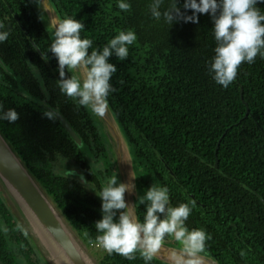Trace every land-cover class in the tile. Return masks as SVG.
<instances>
[{
    "label": "trees",
    "instance_id": "trees-1",
    "mask_svg": "<svg viewBox=\"0 0 264 264\" xmlns=\"http://www.w3.org/2000/svg\"><path fill=\"white\" fill-rule=\"evenodd\" d=\"M51 1L61 18L84 24L81 36L91 39L93 48L102 50L120 30L135 32L127 59L109 58L117 71L110 80L115 91L108 97L136 163L135 176L143 173L144 182L161 181L169 189L172 206L194 202L186 225L211 236L206 252L219 264H264V59L257 56L254 63L242 64L225 89L207 72L215 47L209 15L198 14V23L170 26L151 17L152 0H124L131 5L128 12L117 7L120 0ZM171 2L164 0L162 7ZM183 2L177 0L181 11ZM257 7L264 13V3ZM0 23L5 26L0 31L9 32L8 39L0 42V104L20 114L14 124L0 121V130L90 247L88 241L97 233L86 221L90 213L85 203L95 202L76 187L74 177L57 175L47 165L58 156L68 158L97 185L89 163L107 158L97 144L98 127L86 109L59 92L55 57L48 52L45 61L29 42L32 39L40 52L52 42L36 4L0 0ZM240 94L248 105L247 116ZM39 104L63 115L85 143L82 150ZM247 249V257L241 258L240 251ZM151 263L163 264L154 259ZM0 264H45L1 194ZM101 264L144 261L138 253L136 259L127 260L102 252Z\"/></svg>",
    "mask_w": 264,
    "mask_h": 264
},
{
    "label": "clouds",
    "instance_id": "clouds-1",
    "mask_svg": "<svg viewBox=\"0 0 264 264\" xmlns=\"http://www.w3.org/2000/svg\"><path fill=\"white\" fill-rule=\"evenodd\" d=\"M258 3L264 0H184L181 11L177 0H172L166 8L162 7L164 0H152L148 8L152 18L162 19L170 26L181 21L198 23V14L210 16L215 47L207 72L217 85L227 89L242 64L254 63L257 56L264 59V13L257 7ZM117 7L124 12L131 10L124 0ZM188 10L192 15L186 14ZM4 27L0 23V29ZM84 27L72 17L53 21L52 42L46 52H41V57L47 61L50 52L57 60L56 86L62 95L93 116L103 118L109 111L108 97L115 91L110 80L117 68L109 58L126 60L128 48L137 37L132 30H120L101 50L93 48L91 39L82 38ZM8 37V31H0V42ZM66 72L78 75L66 76ZM19 118L14 108L4 110L0 104V121L14 124ZM74 174V170H65L67 177ZM79 181L88 184L82 175ZM134 188L133 184L130 187L129 183L118 182L116 174L106 178L98 193L91 188L101 200V218L94 223L97 235L89 244L127 260L136 259L138 253L144 264H149L170 237L179 246V259L174 264H205L202 254L211 236L202 228L189 229L186 225L194 202L171 206L169 189L152 184L130 205L125 201V193L133 192ZM137 203L145 209L142 220L133 211ZM249 252L250 249L241 250L239 255L245 258Z\"/></svg>",
    "mask_w": 264,
    "mask_h": 264
},
{
    "label": "water",
    "instance_id": "water-1",
    "mask_svg": "<svg viewBox=\"0 0 264 264\" xmlns=\"http://www.w3.org/2000/svg\"><path fill=\"white\" fill-rule=\"evenodd\" d=\"M32 1L37 6L39 18L43 17L40 20L52 40V23L61 19L60 15L51 0ZM25 34L27 35V33ZM29 42L41 55L34 41L29 38ZM0 63L2 62L0 61ZM71 75H78V73H71ZM236 83L238 82L236 81ZM240 99L245 106V116H247L248 105L241 94ZM39 105L55 117L76 146L82 149V140L63 115L49 106ZM90 115L100 126L102 136L109 145L119 182L129 183L130 187L131 184L135 186L133 192L125 193V201L130 205L135 204L137 183L131 153L110 106L108 113L103 118ZM215 167H217V160ZM0 194L45 264H99L88 251V246L78 236L52 197L27 168L1 130ZM133 211L135 212V208ZM202 255L205 264H219L207 252ZM177 259H179V246L167 242L154 258L163 264H174Z\"/></svg>",
    "mask_w": 264,
    "mask_h": 264
},
{
    "label": "flooded vegetation",
    "instance_id": "flooded-vegetation-1",
    "mask_svg": "<svg viewBox=\"0 0 264 264\" xmlns=\"http://www.w3.org/2000/svg\"><path fill=\"white\" fill-rule=\"evenodd\" d=\"M34 5V4H33ZM95 124V123H94ZM93 126V125H92ZM96 126V125H95ZM84 144L83 143V148H84ZM97 144H100V141H98ZM82 148V149H83ZM99 148H101L103 151H105L106 154H110L108 153L107 151L108 150H104L101 146H99ZM80 149V150H82ZM103 160H105L104 156L101 157ZM107 159V158H106ZM100 158L98 157L97 159L95 160H92L91 163H89L92 167V171L97 175L98 179H97V182L98 184L95 185L91 180L92 179H88L84 172L82 171V169L80 167H78L77 165L73 164V161L69 160L68 158H65V157H62V156H58L57 160L55 161V163H50L48 166V168L51 170V171H55V174L57 173V175H65V170H74V175L72 176H68V178H72L74 179L73 182L75 185H77L76 187H79L81 190H83L85 192V195L87 198H90L91 200H93L95 202V204H87L85 203V209H87L89 211L90 214H87L85 217H86V221L88 223H90L92 225V227H94V223L95 221H97L98 219L101 218V200L100 198L96 195V193L91 189L93 188L97 193L100 191L101 187L104 185V180H102V176H101V173H98L97 169L95 168V163L99 162ZM59 164H62V169H59L60 167L57 168V166H59ZM137 167L139 168V172L142 171V168L140 166L137 165ZM57 168V169H56ZM165 168H166V171L168 172V174L172 175L174 178H176L174 176V173L173 171L171 170V168L168 166V165H165ZM110 171V170H109ZM100 174V175H99ZM107 174H110V172H107ZM83 176L84 179L88 182V184L84 185L82 184L80 181H79V176ZM66 176V175H65ZM111 175H108L107 177H110ZM145 174L143 173H137L136 175V178L138 180V186H137V191H138V196H142L144 195V192L152 185H157V186H164V184L161 183V181H147V182H144V179H145ZM67 177V176H66ZM74 177V178H73ZM148 180V179H146ZM192 199H194V196L192 194L189 195ZM169 197H170V194H169ZM195 200V199H194ZM137 201V199H136ZM135 201V203H136ZM84 203V200L82 201ZM195 202H197L195 200ZM170 205H171V197H170ZM172 206V205H171ZM135 208V212H136V215L138 217L143 218V215H144V206L143 205H138L137 203V206L134 207ZM66 209L67 211L69 212V208L66 206ZM95 228V227H94ZM166 242L167 243H170L174 246H177L176 242L173 241L170 237L166 238ZM89 246H92L94 247L93 245H90ZM99 249V248H98ZM14 250V248H13ZM101 251V254L102 252H104L102 249H99ZM107 254V253H106ZM15 257L16 259L19 261V263L22 261V256L19 252H16L15 254ZM22 263V262H21ZM101 264V263H100ZM152 264V263H151Z\"/></svg>",
    "mask_w": 264,
    "mask_h": 264
},
{
    "label": "rangeland",
    "instance_id": "rangeland-1",
    "mask_svg": "<svg viewBox=\"0 0 264 264\" xmlns=\"http://www.w3.org/2000/svg\"><path fill=\"white\" fill-rule=\"evenodd\" d=\"M95 124L98 127L99 136L101 138L100 139V146L104 150H108L107 152L110 153V154H106L107 155V159L103 160L102 158H100L99 162L95 163V168L98 170L97 171L98 173H101L102 180H104V183H105L106 178H107L108 175L112 176V175L116 174L117 178H118V174H117V171H116V168H115V163H114V160H113L109 145L106 142L105 138L102 136V133H101V130H100V126L96 122H95ZM131 159H132V162H133V166H136V163L134 162V158H133L132 155H131ZM58 167H60L59 169H62L63 166H62V164H59V166H57V168ZM107 172H110V174H107ZM118 182H119V178H118ZM136 183H137V186H138L137 178H136ZM137 197H138V191H137V187H136V199H137ZM88 251L91 253V255L94 258V260H96L100 264L101 263V251L98 248H96L95 246L94 247H92V246L88 247Z\"/></svg>",
    "mask_w": 264,
    "mask_h": 264
}]
</instances>
